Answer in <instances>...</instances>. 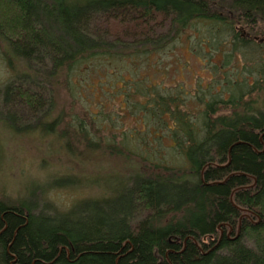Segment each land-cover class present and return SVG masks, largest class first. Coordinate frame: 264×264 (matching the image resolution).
Returning a JSON list of instances; mask_svg holds the SVG:
<instances>
[{
  "label": "trees",
  "instance_id": "16d2710c",
  "mask_svg": "<svg viewBox=\"0 0 264 264\" xmlns=\"http://www.w3.org/2000/svg\"><path fill=\"white\" fill-rule=\"evenodd\" d=\"M0 3L11 16L0 21L1 57L14 78L7 86L25 82L23 102L16 105L32 115L44 103L53 115L60 89L76 97L82 84L75 78L87 73V62L148 55L175 43L193 25L206 28L203 45L221 47L228 41L230 50H222L229 53L226 66L237 55L245 61L233 86L213 83L216 93L196 89L204 105L197 113L189 111L182 93L163 96L151 86L157 91L143 105L144 113L158 111L161 120L169 114L167 138L186 164L141 157L123 139L96 141L93 131L87 137L84 121L69 123L70 137L61 136L66 143L77 136L90 152L109 150L139 161L122 215L111 225L69 226L45 221L35 203L0 195V264H264V42L249 37L252 31L264 36V0ZM114 21L125 27L115 29ZM250 43L257 51L246 60L239 47Z\"/></svg>",
  "mask_w": 264,
  "mask_h": 264
},
{
  "label": "rangeland",
  "instance_id": "374dc122",
  "mask_svg": "<svg viewBox=\"0 0 264 264\" xmlns=\"http://www.w3.org/2000/svg\"><path fill=\"white\" fill-rule=\"evenodd\" d=\"M7 12L6 5L0 3V21L11 19ZM205 31L203 25H193L175 43L145 56L116 60L105 57L87 62V73L75 78L82 84L76 97L68 95L65 89L54 94L53 116L59 119L56 129L47 119V108L33 115L29 112L28 117L23 118L21 109L3 107L2 101L7 96L1 93L0 195L35 203L45 221L63 220L69 226L79 221L114 224L122 215L119 213L122 200L129 195L128 182L136 177L139 161L128 162L109 150L90 152L87 143H79L77 136L67 143L61 136L64 132L70 137L66 131L69 123L84 121L88 127L87 137L95 132L96 141L110 137V142L121 143L123 139L128 148L141 157L143 154L152 160L186 164L174 147V140L167 138L171 134L167 133L165 125L172 126L169 114L163 115L162 120L158 111L145 114L143 105L150 100L136 91L156 86L163 96L182 93L190 102L189 111L201 110L204 105L197 101L196 89H211L216 93L213 83L226 86L224 70L230 69L225 65L230 59L225 57L229 53L225 54L223 48L217 54L213 52L208 58L204 57L205 52L210 51L207 45L200 43ZM249 37L264 42L263 35L250 34ZM235 58L231 65L243 64L240 55ZM36 77L44 79V75ZM9 80L10 72L0 49V87ZM8 92L11 98L13 92ZM126 93H130L129 98ZM126 101L132 102V107ZM164 101L170 100L166 97ZM97 143L100 146V142Z\"/></svg>",
  "mask_w": 264,
  "mask_h": 264
},
{
  "label": "bare ground",
  "instance_id": "6f19581e",
  "mask_svg": "<svg viewBox=\"0 0 264 264\" xmlns=\"http://www.w3.org/2000/svg\"><path fill=\"white\" fill-rule=\"evenodd\" d=\"M112 23H113V26L115 27V29H118V30H121V28L125 27V26H122L121 23L116 22V21H114ZM252 32L254 34H258V32H255V31H252ZM230 36L231 35L228 34V33H225L224 34V38H226V39H230ZM227 42L228 41L222 42L221 44H224V45H222L221 47H220V45L218 47L217 46H212V47L209 46L210 47V51L209 52H205L206 55H204V57L205 58H208L207 56L208 55L210 56L213 52H215L217 54L222 48H229L230 44H228ZM253 49H255L257 51V48L254 46V44L253 43H250V45L245 46V47H244V45L243 46H240L239 47V52L244 53V54L245 53L247 54V55L245 54V59L246 60H252L253 57H254V55L256 54V52L255 53H252ZM241 63H243L241 65H244L245 64V61L242 60ZM238 66L239 65H231V64L227 65V68H230V69H226V77H225V79H226L225 81H226V84L228 86H233V82L237 81V73H238V70H239ZM11 79H10V81H11ZM4 85L5 86L0 87V94L1 93H4V95L7 96L2 101L3 107L6 110H13V109L19 110V109H21L22 107L20 108V106H17L16 103H18V105H20L23 102V98H22V95L21 94H22L23 90L25 89V82L23 81V82L13 83V85H11V86H7L8 84H4ZM144 89H145L144 91H140V92L136 91V93L138 95L144 97L145 99H148V98L154 96L155 91H157V89H153L152 87H148V88H144ZM8 91H12L13 92V96L11 98H8V95H9V92ZM127 96L129 98L130 97V93H128ZM126 102H128V101H126ZM129 105L132 107L133 103L130 102ZM45 108H47V111L49 110V106H46L45 107V105H44V107H42L41 110H39V112H43ZM47 111H46V113H47V119L49 121H52L51 123H52L53 129H56V125H57L58 119H57V117L53 116L49 111L48 112ZM29 112H30V115H32L31 111H29V110L24 111L23 113H29ZM26 117H28V116H26ZM26 117L24 115L23 118H26ZM0 159H1V157H0ZM166 162H168V161H166ZM141 175H139V176H141ZM128 183H130V182H128ZM129 186H130L129 188H134V185H132V184H130ZM129 212L132 213V209H131V211L129 210Z\"/></svg>",
  "mask_w": 264,
  "mask_h": 264
}]
</instances>
